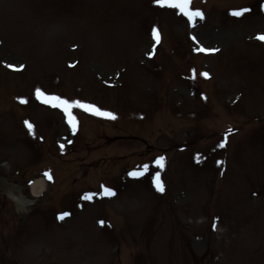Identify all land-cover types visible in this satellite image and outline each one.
<instances>
[{
  "label": "rangeland",
  "instance_id": "rangeland-1",
  "mask_svg": "<svg viewBox=\"0 0 264 264\" xmlns=\"http://www.w3.org/2000/svg\"><path fill=\"white\" fill-rule=\"evenodd\" d=\"M190 8L0 0V264H264V0Z\"/></svg>",
  "mask_w": 264,
  "mask_h": 264
},
{
  "label": "snow or ice",
  "instance_id": "snow-or-ice-1",
  "mask_svg": "<svg viewBox=\"0 0 264 264\" xmlns=\"http://www.w3.org/2000/svg\"><path fill=\"white\" fill-rule=\"evenodd\" d=\"M157 3L161 4V6H167V7H171V8H178L180 9L181 13H183L185 16L188 17L189 21H194L195 17H200L201 19H203V13L199 10H195L193 11L190 8V4H191V0H157ZM248 9H244L242 11H233L232 15L234 16H242L244 15L245 12H247ZM154 36L157 39V41H159V35L157 33L154 32ZM257 39L264 41V35H258ZM201 51H215V50H208V49H200ZM11 67V65H10ZM203 76L207 77L208 73H203ZM36 96L38 99H42L44 103L47 104H51L54 107H62L63 110L65 111V113L68 115V123L75 128L76 127V120L75 117L72 115L71 109L74 107H80L83 108L84 110H92L94 111L96 114L98 115H107V116H111L110 113H104L101 112L98 108H95L94 106L91 105H86V104H82L79 101H74L69 103L68 100L66 99H61L59 96H48L46 95L44 92H42L40 89L36 90ZM26 100H21V103H26ZM111 118H115L114 116ZM25 124L27 125V127L29 128V130L31 131L33 128V125L27 121H25ZM231 130H229L230 132ZM226 140V137H225ZM221 147H224V144L220 145ZM163 161L164 158L160 157L156 163L157 165H159L160 167H163ZM148 170V165H144L143 166V171H134L132 173H129V175L131 176H141L144 174V172H146ZM46 176H48L49 179H51V176L48 173H45ZM156 186L158 191L163 192L164 191V187L162 185V182L160 181V177L157 174L156 176ZM92 195L93 194H85V196L83 197V199L85 200H91L92 199ZM104 195H108V196H112L115 195V192L112 191L110 188H104ZM70 215V213H62L59 216V219L63 220L66 216ZM103 223V222H101Z\"/></svg>",
  "mask_w": 264,
  "mask_h": 264
},
{
  "label": "bare ground",
  "instance_id": "bare-ground-1",
  "mask_svg": "<svg viewBox=\"0 0 264 264\" xmlns=\"http://www.w3.org/2000/svg\"><path fill=\"white\" fill-rule=\"evenodd\" d=\"M214 39L215 37H210V40L213 41ZM30 186L34 198L41 196L47 189L46 181L42 177L36 178ZM9 196L15 201L19 209H25L34 202V199L26 197L23 193L18 195L10 191Z\"/></svg>",
  "mask_w": 264,
  "mask_h": 264
}]
</instances>
